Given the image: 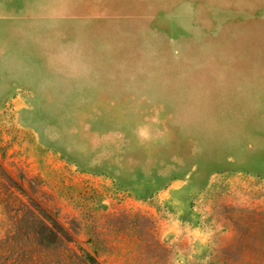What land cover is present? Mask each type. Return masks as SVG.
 Returning a JSON list of instances; mask_svg holds the SVG:
<instances>
[{"label": "rangeland", "instance_id": "rangeland-1", "mask_svg": "<svg viewBox=\"0 0 264 264\" xmlns=\"http://www.w3.org/2000/svg\"><path fill=\"white\" fill-rule=\"evenodd\" d=\"M0 192V238L264 264V0H0Z\"/></svg>", "mask_w": 264, "mask_h": 264}, {"label": "trees", "instance_id": "trees-1", "mask_svg": "<svg viewBox=\"0 0 264 264\" xmlns=\"http://www.w3.org/2000/svg\"><path fill=\"white\" fill-rule=\"evenodd\" d=\"M6 192L16 198L14 191L4 189ZM28 199L19 200L12 225L0 238V264H102L94 253L73 248V238L57 219Z\"/></svg>", "mask_w": 264, "mask_h": 264}]
</instances>
